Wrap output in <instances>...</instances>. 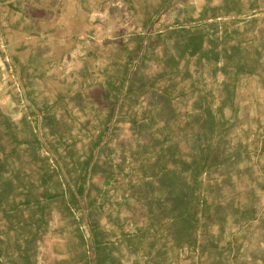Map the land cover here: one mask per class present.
Returning a JSON list of instances; mask_svg holds the SVG:
<instances>
[{
  "label": "rangeland",
  "instance_id": "1",
  "mask_svg": "<svg viewBox=\"0 0 264 264\" xmlns=\"http://www.w3.org/2000/svg\"><path fill=\"white\" fill-rule=\"evenodd\" d=\"M0 264H264V0H0Z\"/></svg>",
  "mask_w": 264,
  "mask_h": 264
}]
</instances>
